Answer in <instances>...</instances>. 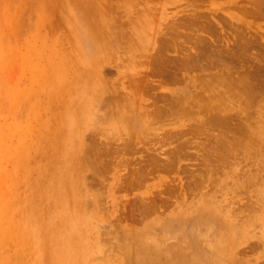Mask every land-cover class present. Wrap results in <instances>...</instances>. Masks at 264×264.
<instances>
[{
  "label": "rangeland",
  "instance_id": "1",
  "mask_svg": "<svg viewBox=\"0 0 264 264\" xmlns=\"http://www.w3.org/2000/svg\"><path fill=\"white\" fill-rule=\"evenodd\" d=\"M253 1L0 0V264H264Z\"/></svg>",
  "mask_w": 264,
  "mask_h": 264
},
{
  "label": "bare ground",
  "instance_id": "2",
  "mask_svg": "<svg viewBox=\"0 0 264 264\" xmlns=\"http://www.w3.org/2000/svg\"><path fill=\"white\" fill-rule=\"evenodd\" d=\"M259 1H261V0H257V1H253V2H251L252 4H254V2H257V7H258V2ZM262 1H264V0H262ZM263 3V2H262ZM251 4V5H252ZM261 5H263V4H261ZM255 6V5H254ZM260 7V6H259ZM255 8V7H254ZM254 8H252V9H254ZM243 42V41H242ZM247 54V53H246ZM263 54V53H262ZM246 57V56H245ZM244 79V78H243ZM246 79H248V78H246ZM203 83H206V82H203ZM249 83V82H248ZM203 88V87H202ZM231 88V87H230ZM244 92H245V90H244ZM247 97V96H246ZM117 118H120V117H117ZM128 119V118H127ZM121 120H122V118H121ZM125 119H123V121H124ZM121 122V121H120ZM76 197V196H75ZM78 209V208H77ZM67 241V242H66ZM70 243V244H69ZM75 243H76V245H75ZM74 243V241H72V240H66L65 239V241H61V240H59V243L58 244H60V246H61V248L63 249L62 250V253L60 254V256L59 257H61L60 258V260H62L63 259V262L64 261H66V262H68L70 259L71 260H76L77 259V261H80V260H85V258L88 256V251H86V250H83V248H81L80 249V251L79 252H71V249H74L76 246H81L80 244V241H76ZM72 253L73 254V256L71 255L70 256V254L69 253Z\"/></svg>",
  "mask_w": 264,
  "mask_h": 264
}]
</instances>
